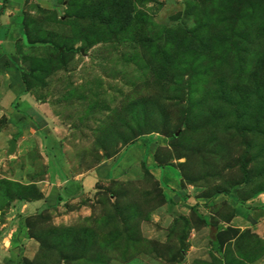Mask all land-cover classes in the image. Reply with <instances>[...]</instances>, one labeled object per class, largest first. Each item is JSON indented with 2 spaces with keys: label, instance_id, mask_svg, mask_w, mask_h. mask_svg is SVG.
<instances>
[{
  "label": "rangeland",
  "instance_id": "rangeland-1",
  "mask_svg": "<svg viewBox=\"0 0 264 264\" xmlns=\"http://www.w3.org/2000/svg\"><path fill=\"white\" fill-rule=\"evenodd\" d=\"M7 2L31 106L15 130L0 118V220L42 197L47 157L77 173L144 159L14 211L36 243L22 263L264 264V207H233L264 194V0Z\"/></svg>",
  "mask_w": 264,
  "mask_h": 264
},
{
  "label": "crops",
  "instance_id": "crops-1",
  "mask_svg": "<svg viewBox=\"0 0 264 264\" xmlns=\"http://www.w3.org/2000/svg\"><path fill=\"white\" fill-rule=\"evenodd\" d=\"M35 1L45 5L48 0ZM8 2L5 3L7 11L12 9L17 11L23 6V0H8ZM17 30L14 24L2 25L0 27V118H6L8 125L13 130L17 128L18 120L21 118L23 109L19 111V108L31 106L29 98L31 92L26 91L24 88L14 54L15 41L19 35ZM142 144L148 147L147 142L146 144L142 142ZM139 153V149H132L128 156L130 159L125 157L126 160L121 165L117 167H113V165L98 167L88 173L73 172L62 160L61 156H58L56 159L47 157L45 178L36 182V186L41 192L42 197L32 202L14 204L9 208L3 220H0V264H23L22 258L25 248L31 251L36 247L35 241L27 236L25 229L20 225L22 220H19V216L13 214L14 211L18 212V214H24L33 209L42 207L54 208L78 198H85L95 188L97 189L100 184L105 183L104 178L106 176L117 175L122 169H125V166L128 167L129 160L135 163L143 161L144 159ZM152 164L157 165L154 162ZM154 173H156L158 178L160 177L156 171ZM170 181L173 184H177L173 178H170ZM167 196L169 200L173 201L179 197L176 192ZM245 204L247 205L233 202V207L239 213L245 212L256 217L259 211L256 208L264 207V194L252 197ZM3 235L5 238L2 237ZM7 240L10 241L8 247L5 245V241Z\"/></svg>",
  "mask_w": 264,
  "mask_h": 264
},
{
  "label": "water",
  "instance_id": "water-1",
  "mask_svg": "<svg viewBox=\"0 0 264 264\" xmlns=\"http://www.w3.org/2000/svg\"><path fill=\"white\" fill-rule=\"evenodd\" d=\"M216 231V228L213 230V233Z\"/></svg>",
  "mask_w": 264,
  "mask_h": 264
},
{
  "label": "trees",
  "instance_id": "trees-1",
  "mask_svg": "<svg viewBox=\"0 0 264 264\" xmlns=\"http://www.w3.org/2000/svg\"><path fill=\"white\" fill-rule=\"evenodd\" d=\"M223 192H219V194H222ZM217 230V229H216Z\"/></svg>",
  "mask_w": 264,
  "mask_h": 264
}]
</instances>
